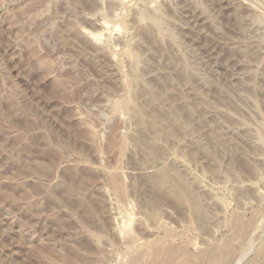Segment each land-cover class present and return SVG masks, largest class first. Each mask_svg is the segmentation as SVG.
I'll return each instance as SVG.
<instances>
[{"label": "rangeland", "instance_id": "1", "mask_svg": "<svg viewBox=\"0 0 264 264\" xmlns=\"http://www.w3.org/2000/svg\"><path fill=\"white\" fill-rule=\"evenodd\" d=\"M225 241L264 264V0H0V264Z\"/></svg>", "mask_w": 264, "mask_h": 264}, {"label": "bare ground", "instance_id": "2", "mask_svg": "<svg viewBox=\"0 0 264 264\" xmlns=\"http://www.w3.org/2000/svg\"><path fill=\"white\" fill-rule=\"evenodd\" d=\"M245 231L246 230L241 229V231H239V233H240L239 235H242V237H243ZM235 234H238V233H235ZM157 249L158 248L155 246L154 247L155 252H154V254L152 256V259L150 261H148L147 263H145V264H205L202 261L203 259L199 262V259L197 260L194 257L193 258L192 257H186V256H183V255H182L183 257L181 258V260L178 263L169 261V257L167 259L164 258L165 261H159V251ZM206 251L210 252L209 253V263L208 264H228V262H227L228 255L231 252V246H230L229 241H225L222 244V246L219 245V246H217L215 248L208 249ZM259 251H260V249H259ZM261 255L264 256V249H261Z\"/></svg>", "mask_w": 264, "mask_h": 264}]
</instances>
